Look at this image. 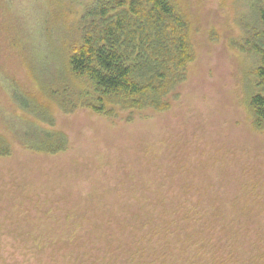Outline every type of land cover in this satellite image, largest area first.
Listing matches in <instances>:
<instances>
[{"label":"rangeland","instance_id":"rangeland-1","mask_svg":"<svg viewBox=\"0 0 264 264\" xmlns=\"http://www.w3.org/2000/svg\"><path fill=\"white\" fill-rule=\"evenodd\" d=\"M174 1L189 20L195 59L165 98L170 108L107 116L66 114L45 94L64 75L77 21L94 0H0V133L12 148L0 158V264H106L108 251L127 264L118 246L131 228L121 215L147 216L160 200L172 211L186 198L207 202L198 212L214 215L210 232L227 216L250 215L241 228L262 247L246 253L264 251V131L249 109L263 90L254 84L257 59L242 50L252 0ZM44 131L64 134L67 149L36 153L49 142ZM52 229L76 230L78 240H49L39 253L33 239ZM23 234L32 235L26 244Z\"/></svg>","mask_w":264,"mask_h":264},{"label":"trees","instance_id":"trees-1","mask_svg":"<svg viewBox=\"0 0 264 264\" xmlns=\"http://www.w3.org/2000/svg\"><path fill=\"white\" fill-rule=\"evenodd\" d=\"M251 18L255 26L248 24L247 45L242 50L257 59L254 84L263 91L252 93L249 109L253 127L264 131V0H252ZM67 48L64 75L57 80V87L45 91L66 114L78 108L107 116L117 110L164 112L170 108L165 98L186 80L187 67L195 59L189 20L174 0H94L77 21ZM7 91L5 94L23 108L18 95L12 89ZM2 120L5 117L0 115ZM40 134L49 142L35 145L32 149L36 153L56 155L67 149L64 134L50 131ZM4 137L7 136L0 133V158L12 153L11 143ZM190 202L186 198L178 205L170 204V208L174 207L171 211L166 209L165 200H160L147 216L121 215L131 228L129 240L118 246L128 260L125 263L253 264L264 258L263 248L252 250L250 256L246 253L249 246L262 247L261 239L252 241L251 235L241 228L251 219L250 215L227 216L221 231L211 228L210 232L208 222L214 215L198 212L203 211L207 202ZM73 217L75 220L70 223L77 227L82 216L75 212ZM52 231H41L33 239L39 253L48 249L41 246L49 240L56 239L55 242L65 245L78 240L76 230ZM27 235L30 234H23V242L30 240ZM110 253L105 252L102 260L106 264L119 263L120 258ZM28 256L26 253L17 257L26 260Z\"/></svg>","mask_w":264,"mask_h":264}]
</instances>
